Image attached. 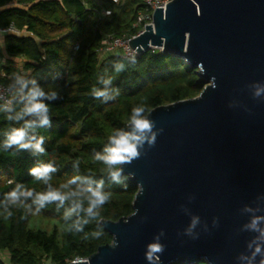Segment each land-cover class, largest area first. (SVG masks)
Instances as JSON below:
<instances>
[{"label":"water","instance_id":"1","mask_svg":"<svg viewBox=\"0 0 264 264\" xmlns=\"http://www.w3.org/2000/svg\"><path fill=\"white\" fill-rule=\"evenodd\" d=\"M129 44L182 57L206 86L150 111L155 145L124 166L134 212L102 219L112 242L68 264H148L157 236L155 264H245L256 235L245 225L264 216V95H253L264 86V0H170Z\"/></svg>","mask_w":264,"mask_h":264},{"label":"trees","instance_id":"2","mask_svg":"<svg viewBox=\"0 0 264 264\" xmlns=\"http://www.w3.org/2000/svg\"><path fill=\"white\" fill-rule=\"evenodd\" d=\"M145 2L17 0L12 5L11 0H0V27L13 22L22 31L20 35L5 34L7 57L23 59L25 74L59 95L55 101H46L50 104L51 126L38 130L45 140V155L33 157L15 148L0 150V199L17 183L42 191L44 185L33 180L29 169L50 161L58 168L51 180L53 186L73 175H92L95 180L103 179L104 191L111 193L100 212V221H91L80 233L67 230L75 216L65 222L62 219L68 204L59 209L55 204L48 205L31 215L16 208L8 218L0 209V264H68L77 258L88 259L100 246L111 243L113 237L101 220L117 221L132 214L138 187L126 175L122 179L127 188L113 183L101 172L103 165L94 160V153L102 151L113 129L125 127L134 106L143 105L151 111L194 98L205 88L206 82L196 68L160 49H150L134 60L118 53L100 54L107 37L138 31L133 25L139 13L146 10ZM117 62L125 64L124 71L115 72ZM4 67L8 74L15 73L12 61L0 69ZM107 78L113 79L120 95L102 103L92 97L91 89L103 87L99 81ZM8 83L9 79L0 77V84ZM11 126L15 125L0 112V142L4 130ZM77 159L79 171L72 167ZM35 219L52 222L54 227L50 231L33 226ZM97 227L103 228L98 239L90 235ZM85 233L89 234L87 238Z\"/></svg>","mask_w":264,"mask_h":264},{"label":"clouds","instance_id":"3","mask_svg":"<svg viewBox=\"0 0 264 264\" xmlns=\"http://www.w3.org/2000/svg\"><path fill=\"white\" fill-rule=\"evenodd\" d=\"M6 29H0V38L6 34ZM125 64L117 62L114 65L116 73L124 71ZM56 78V77H54ZM103 87H93L91 95L102 103L114 101L120 95V89L113 84L112 78L100 79ZM254 97L264 95V86H256ZM59 99L57 91L47 89L35 78L28 75L15 74L10 83L0 85V101L3 106L0 112L6 114V119L15 126L4 130V139L0 142V150L9 151L15 148L18 152H28L33 157L46 154L44 137L39 135L38 130L51 126L50 104L46 101ZM155 121L150 119V109L143 105L134 106L126 121L125 127L113 129L108 135L107 142L102 151L94 153V160L103 167L101 172L113 183L127 188L122 177L124 166L131 164L144 154L145 144L148 147L155 145L157 132L153 131ZM162 131V129L158 130ZM79 159L72 162V167L79 171ZM58 168L54 162L37 163L29 169V174L34 181L44 185L42 191H36L17 183L9 192L0 199V209L6 214L5 218L13 215V209L19 208L25 214H37L48 205L55 204L56 208L68 204L69 206L62 214L63 221H72L69 232L76 233L84 231V226L91 221H100V212L110 201L111 193L104 191V180H95L92 175H73L65 183L58 187L53 186L51 180ZM129 173V176H132ZM84 213V216H81ZM198 218L193 217L192 226L188 233L191 234V227H194ZM264 216H253L245 225V229L255 233L247 244L248 253L241 254L239 260L245 264H264ZM163 235V232L160 233ZM89 234L85 233V238ZM90 235L93 238H100L103 235V228L97 227ZM164 245L159 242V236L153 242L146 245L145 259L148 264H155L159 255L164 252ZM159 254V255H158Z\"/></svg>","mask_w":264,"mask_h":264},{"label":"built area","instance_id":"4","mask_svg":"<svg viewBox=\"0 0 264 264\" xmlns=\"http://www.w3.org/2000/svg\"><path fill=\"white\" fill-rule=\"evenodd\" d=\"M98 1H106V0H98ZM110 1H112L114 3L120 2V0H110ZM169 1L170 0H146V2H145L146 3V10L139 13L138 18L133 25V27L138 31L134 34H130V33L125 34L122 37H117L114 35L107 37L104 40L103 45L99 49L100 54L103 56L107 53H118V52H120L118 54H120L122 57H124L126 59H130V60H134L136 57H138L139 53L134 51L131 48L129 41L135 39L136 37L141 35L143 32H145L146 26L153 24V12H154V10H156L157 7H166V3H169ZM11 4L12 5L17 4V0H11ZM0 11H1V8H0ZM0 29H6L7 30L6 34H15V35L22 34V31L13 22L6 27H0ZM76 49H78V46H76ZM150 49L162 50V48H158V47H154V46H152ZM0 85H4V84H0ZM0 103L3 106V102L0 101ZM85 260H87V259L77 258L74 260V262H81V261H85Z\"/></svg>","mask_w":264,"mask_h":264},{"label":"crops","instance_id":"5","mask_svg":"<svg viewBox=\"0 0 264 264\" xmlns=\"http://www.w3.org/2000/svg\"><path fill=\"white\" fill-rule=\"evenodd\" d=\"M5 35L3 36V38H0V66H7L8 62L12 61L13 62V67L15 68V73L14 74H8L6 68H1L0 69V77L2 78H6L11 80V78L15 75V74H22L24 75L26 73V71L24 70V60L23 59H19V58H9L7 57L6 53H5Z\"/></svg>","mask_w":264,"mask_h":264},{"label":"rangeland","instance_id":"6","mask_svg":"<svg viewBox=\"0 0 264 264\" xmlns=\"http://www.w3.org/2000/svg\"><path fill=\"white\" fill-rule=\"evenodd\" d=\"M120 53V52H118ZM32 225L33 226H36V227H40V228H43V229H47V230H52V228L54 227V224L52 222H48V221H43L41 219H35L33 222H32Z\"/></svg>","mask_w":264,"mask_h":264}]
</instances>
